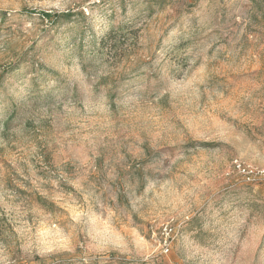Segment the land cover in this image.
Masks as SVG:
<instances>
[{
    "label": "rangeland",
    "instance_id": "obj_1",
    "mask_svg": "<svg viewBox=\"0 0 264 264\" xmlns=\"http://www.w3.org/2000/svg\"><path fill=\"white\" fill-rule=\"evenodd\" d=\"M263 144L264 0H0V264H264Z\"/></svg>",
    "mask_w": 264,
    "mask_h": 264
},
{
    "label": "built area",
    "instance_id": "obj_2",
    "mask_svg": "<svg viewBox=\"0 0 264 264\" xmlns=\"http://www.w3.org/2000/svg\"><path fill=\"white\" fill-rule=\"evenodd\" d=\"M262 153L264 156V144L262 148ZM231 166L233 170H235L245 181L252 182L258 178L264 177V168H253L250 165L244 164L241 160L235 158L231 161ZM164 231V239H163V247L164 250H168V245L166 243L167 236L171 232V229L168 226L163 228Z\"/></svg>",
    "mask_w": 264,
    "mask_h": 264
}]
</instances>
